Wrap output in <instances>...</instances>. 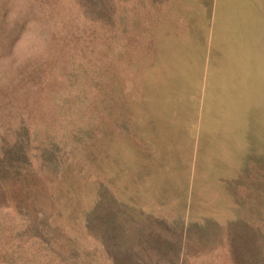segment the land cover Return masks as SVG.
<instances>
[{"label":"rangeland","instance_id":"1","mask_svg":"<svg viewBox=\"0 0 264 264\" xmlns=\"http://www.w3.org/2000/svg\"><path fill=\"white\" fill-rule=\"evenodd\" d=\"M0 264H264V0H0Z\"/></svg>","mask_w":264,"mask_h":264}]
</instances>
